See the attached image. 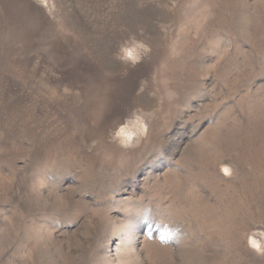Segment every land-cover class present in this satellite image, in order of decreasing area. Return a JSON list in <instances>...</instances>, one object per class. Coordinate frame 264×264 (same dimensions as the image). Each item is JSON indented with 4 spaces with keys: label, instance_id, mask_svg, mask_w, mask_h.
I'll list each match as a JSON object with an SVG mask.
<instances>
[{
    "label": "rangeland",
    "instance_id": "1",
    "mask_svg": "<svg viewBox=\"0 0 264 264\" xmlns=\"http://www.w3.org/2000/svg\"><path fill=\"white\" fill-rule=\"evenodd\" d=\"M0 264H264V0H0Z\"/></svg>",
    "mask_w": 264,
    "mask_h": 264
}]
</instances>
